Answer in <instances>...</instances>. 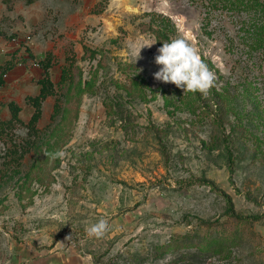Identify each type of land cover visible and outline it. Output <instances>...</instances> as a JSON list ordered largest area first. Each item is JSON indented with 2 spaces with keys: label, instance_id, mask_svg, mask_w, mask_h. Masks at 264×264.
I'll use <instances>...</instances> for the list:
<instances>
[{
  "label": "rangeland",
  "instance_id": "rangeland-1",
  "mask_svg": "<svg viewBox=\"0 0 264 264\" xmlns=\"http://www.w3.org/2000/svg\"><path fill=\"white\" fill-rule=\"evenodd\" d=\"M225 1L0 0V65L10 66L0 119L15 102L24 123L0 139V264H264V121L252 127L256 139L231 146V165L225 144L207 146L221 112L190 109L182 89L153 77L156 32L188 38L217 90L253 110L247 88L264 110V46H252L261 18ZM48 57L55 94L38 124L46 137L21 160L33 113L26 98L38 95ZM116 93L129 131L107 115L104 101ZM57 151L62 158L44 154ZM100 219L107 231L88 236ZM196 233L222 246L203 259L184 255L194 248L156 254Z\"/></svg>",
  "mask_w": 264,
  "mask_h": 264
},
{
  "label": "trees",
  "instance_id": "trees-1",
  "mask_svg": "<svg viewBox=\"0 0 264 264\" xmlns=\"http://www.w3.org/2000/svg\"><path fill=\"white\" fill-rule=\"evenodd\" d=\"M38 0H25V4L30 6L34 4ZM225 1V0H224ZM211 4H216L220 2V0H209ZM232 7L240 6L248 11H253L255 16H260V21L258 25L254 26L253 35L255 39L252 38V46L255 49L263 48L264 46V1L262 0H228L225 1ZM3 33H0V37H2ZM157 38L162 45L163 42H168L167 35L165 33H161L159 31L156 32ZM30 54V53H29ZM30 57H33L30 54ZM48 57L46 62L43 65V76L39 81L40 90L37 96L27 97L26 102L32 106L33 113L31 115L30 120L26 124L28 128V136L29 139L26 141L24 149L20 150V154H18L19 159H24L25 156L32 152L33 149H37L41 151L42 147H40L39 141H41L46 134L40 132L38 129L39 121L43 115V103L47 100L48 97L53 96L55 94V85L51 80L50 76V68H51V60ZM8 64V63H7ZM9 67H6V64L0 65V88L5 85V77L7 72L10 70ZM137 85L140 88V84L137 83L136 80H131V84ZM127 92V91H126ZM244 93L242 94L244 98L249 96L251 102L253 103L254 109L247 110L245 107L240 108L236 107L233 100V95H231L230 91L226 88H221L219 90L214 86L208 91L209 97H203L204 95L200 92L196 93H187L185 95L190 98V102L186 103L187 107L193 110H198L201 104L209 103L211 104V108H215V112L220 111V118L218 115H215L217 118V124L219 130L217 133H214L211 137L210 143L207 144L210 147L211 151L221 148V144L226 145V151L228 153V159L231 161V165H233L234 152L232 151V145L236 148L237 142L242 141L244 138L256 139L255 134L252 131V127L264 121V110L261 109L260 102L257 97H254L253 94H250V91L245 88ZM127 96H131L127 92ZM183 96V97H187ZM238 100V99H237ZM104 106L107 111V115L109 118L116 124L122 122V127L125 131H129L133 129V123L130 120V115L128 117L127 108L123 103V98L119 94L109 95L105 101ZM198 106V107H197ZM201 106V107H202ZM9 110L11 112V118L8 120L0 119V139L8 134V131L14 130L17 124H24L22 119L20 118V113L22 108L15 102H10L8 104ZM239 108V109H238ZM57 109V107H56ZM59 111V109H57ZM200 115V114H198ZM234 117L233 121H230L231 117ZM56 117V111L52 116ZM198 117V116H197ZM258 117V118H257ZM258 119V120H256ZM228 122L229 133L227 134L224 123ZM223 130V131H221ZM59 129L56 128L52 131L51 136L58 134ZM38 139L39 141L37 142ZM258 140V139H257ZM253 144V142L251 141ZM44 142L41 144L43 145ZM46 144V143H45ZM241 146L247 145L246 142L242 141L240 143ZM18 149V148H17ZM239 149V153H240ZM244 151V150H243ZM11 157L15 156L18 153V150H11ZM13 154V156H12ZM231 204V203H230ZM232 208V207H230ZM233 211L230 213L232 215ZM234 217V216H233ZM198 239V240H197ZM197 240V241H196ZM222 246L220 241H216L214 244L207 243L205 237L199 236L197 233L194 235L186 234L183 236H173L170 241L162 246L156 248V254H165L177 252L179 250H191L195 249L194 252H189L186 255L190 258L198 257L200 259L205 258V256L211 252L212 250L219 249ZM186 257V258H187ZM185 258V257H183Z\"/></svg>",
  "mask_w": 264,
  "mask_h": 264
},
{
  "label": "clouds",
  "instance_id": "clouds-1",
  "mask_svg": "<svg viewBox=\"0 0 264 264\" xmlns=\"http://www.w3.org/2000/svg\"><path fill=\"white\" fill-rule=\"evenodd\" d=\"M154 43L146 42L141 45L135 53V61L142 58L141 49L151 47ZM157 55L154 57L156 65L160 66L159 70L153 73L155 80L163 83L174 84L184 93L206 94L215 86L216 76L208 65L202 59L199 50L189 42L188 38L172 39L170 42H163L162 46L157 49ZM52 159L62 158L63 151H57L49 154ZM108 229V223L100 219L97 223L86 228L85 231L90 237H101ZM66 237V239H68Z\"/></svg>",
  "mask_w": 264,
  "mask_h": 264
}]
</instances>
